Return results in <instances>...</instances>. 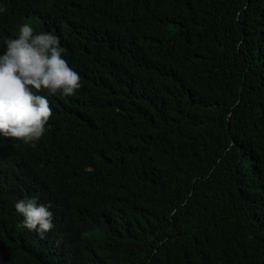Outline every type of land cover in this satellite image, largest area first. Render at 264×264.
Masks as SVG:
<instances>
[{
	"label": "trees",
	"instance_id": "1",
	"mask_svg": "<svg viewBox=\"0 0 264 264\" xmlns=\"http://www.w3.org/2000/svg\"><path fill=\"white\" fill-rule=\"evenodd\" d=\"M0 5V47L52 32L82 85L41 93L35 147L0 137V264H264V0Z\"/></svg>",
	"mask_w": 264,
	"mask_h": 264
},
{
	"label": "clouds",
	"instance_id": "2",
	"mask_svg": "<svg viewBox=\"0 0 264 264\" xmlns=\"http://www.w3.org/2000/svg\"><path fill=\"white\" fill-rule=\"evenodd\" d=\"M6 9L0 5V14ZM60 38L36 31L29 23L18 25V35L0 47V137L17 138L35 147L53 114L46 95L71 96L82 86L79 73L64 58ZM21 227L43 236L54 227L49 204L37 196L15 202Z\"/></svg>",
	"mask_w": 264,
	"mask_h": 264
},
{
	"label": "bare ground",
	"instance_id": "3",
	"mask_svg": "<svg viewBox=\"0 0 264 264\" xmlns=\"http://www.w3.org/2000/svg\"><path fill=\"white\" fill-rule=\"evenodd\" d=\"M213 5V4H212ZM205 6V5H204ZM202 11V10H201Z\"/></svg>",
	"mask_w": 264,
	"mask_h": 264
}]
</instances>
